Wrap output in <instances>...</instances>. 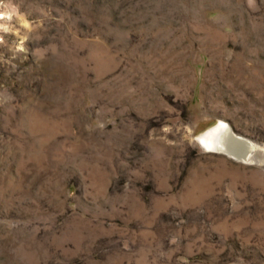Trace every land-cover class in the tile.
Listing matches in <instances>:
<instances>
[{
  "label": "rangeland",
  "instance_id": "374dc122",
  "mask_svg": "<svg viewBox=\"0 0 264 264\" xmlns=\"http://www.w3.org/2000/svg\"><path fill=\"white\" fill-rule=\"evenodd\" d=\"M0 264H264V0H0Z\"/></svg>",
  "mask_w": 264,
  "mask_h": 264
},
{
  "label": "bare ground",
  "instance_id": "6f19581e",
  "mask_svg": "<svg viewBox=\"0 0 264 264\" xmlns=\"http://www.w3.org/2000/svg\"><path fill=\"white\" fill-rule=\"evenodd\" d=\"M199 139L200 143L210 151H217L247 163L259 161L257 157L261 153L257 145L235 134L223 121L201 134Z\"/></svg>",
  "mask_w": 264,
  "mask_h": 264
}]
</instances>
